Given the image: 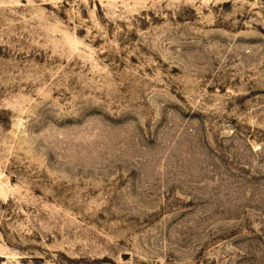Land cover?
Masks as SVG:
<instances>
[{"label":"rangeland","instance_id":"rangeland-1","mask_svg":"<svg viewBox=\"0 0 264 264\" xmlns=\"http://www.w3.org/2000/svg\"><path fill=\"white\" fill-rule=\"evenodd\" d=\"M0 264H264V0H0Z\"/></svg>","mask_w":264,"mask_h":264}]
</instances>
